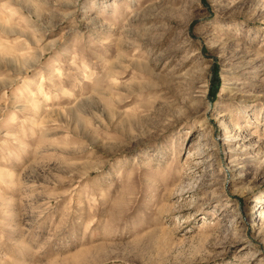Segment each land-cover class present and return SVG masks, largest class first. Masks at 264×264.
<instances>
[{"label":"rangeland","instance_id":"obj_1","mask_svg":"<svg viewBox=\"0 0 264 264\" xmlns=\"http://www.w3.org/2000/svg\"><path fill=\"white\" fill-rule=\"evenodd\" d=\"M0 264H264V0H0Z\"/></svg>","mask_w":264,"mask_h":264},{"label":"bare ground","instance_id":"obj_2","mask_svg":"<svg viewBox=\"0 0 264 264\" xmlns=\"http://www.w3.org/2000/svg\"><path fill=\"white\" fill-rule=\"evenodd\" d=\"M199 163V162H198ZM194 165V164H193Z\"/></svg>","mask_w":264,"mask_h":264}]
</instances>
